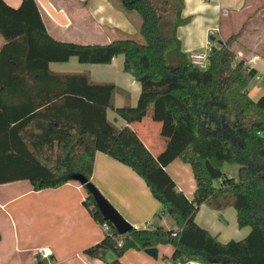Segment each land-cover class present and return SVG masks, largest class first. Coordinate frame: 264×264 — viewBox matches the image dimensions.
Here are the masks:
<instances>
[{
    "label": "trees",
    "instance_id": "16d2710c",
    "mask_svg": "<svg viewBox=\"0 0 264 264\" xmlns=\"http://www.w3.org/2000/svg\"><path fill=\"white\" fill-rule=\"evenodd\" d=\"M114 2L127 13L138 14L142 41L127 37L108 44L61 42L49 34L36 0H21L19 7L0 0V35L5 40L0 50V185L29 180L40 191L70 182L75 173L91 181L88 165L76 169L72 164L70 145L62 147L64 172L33 153L22 131L34 120L74 127L72 141L90 132L100 135L95 141L106 142L105 138L122 133L108 119V110L132 124L164 101L194 119L193 135L178 155L192 168L193 200L180 209L168 197L162 198L160 216L168 212L176 229L149 225L120 235L87 191L85 207L109 230L85 254L99 257L111 250L117 258L108 264H123L129 250L169 247L177 260L264 264V95L257 101L250 96V83L258 73L245 59L237 60L233 44L238 35L216 43L208 52V67L199 69L178 37V29L189 22L182 15L184 0ZM210 41L218 40L212 35ZM120 55L124 71L141 85L136 106L130 92L115 83L93 81L87 71L57 73L50 68L51 63L73 57L81 64H110ZM118 94L125 99L122 107L115 106ZM82 158L86 159L84 154ZM226 165L244 169L240 176H232ZM202 205L217 211L234 208L239 227H249L250 234L240 241L220 242L196 222Z\"/></svg>",
    "mask_w": 264,
    "mask_h": 264
},
{
    "label": "crops",
    "instance_id": "0c3cea01",
    "mask_svg": "<svg viewBox=\"0 0 264 264\" xmlns=\"http://www.w3.org/2000/svg\"><path fill=\"white\" fill-rule=\"evenodd\" d=\"M5 1L13 7L21 4V0ZM36 1L49 34L61 42L108 44L113 40L100 42L107 37L105 35L132 31L128 13L114 0ZM182 15L189 19L178 29L185 53L204 52L209 45L238 35L233 44V49L241 54L238 61L245 59L246 64L257 71L263 78L256 81L258 84L264 81V32H261L264 0H184ZM212 34L217 42L210 41ZM4 44L0 35V50ZM50 68L57 73L87 71L93 81L115 83L130 92L133 106L137 105L141 94L140 83L124 71L123 55L110 64H81L73 57L68 62L51 63ZM257 91L258 87L249 91L252 99ZM263 95L264 92L257 100ZM124 104V97L116 95L115 106ZM162 104L169 106L166 102ZM167 112L159 111L162 116ZM151 115L152 111L147 110L134 123L128 124L115 111L108 110V119L122 133L105 138L106 142L95 141L100 135H90V132H82L72 141L74 127L52 126L41 120H34L27 126L22 137L42 162L62 172L66 171L62 147L70 145L76 169L82 164L88 165L91 181L129 223L143 229L155 225L163 197H168L181 209L193 200L196 190L191 166L178 157L193 135L194 119L180 114L187 119V126L175 130L166 125L169 117L162 119L158 114L150 118ZM143 118L146 119L141 122L145 124L139 122ZM174 142H177L174 154L163 148ZM83 154L86 159L82 158ZM224 169L232 176L238 174L236 167L226 165ZM87 198V190L77 181L40 191L35 190L29 180L0 185V264H108L115 260L117 255L111 250L102 252L99 257L84 252L103 240L107 232L85 207ZM196 222L224 244L243 240L251 232L249 227H239L237 212L232 207L217 211L202 205ZM42 246L52 248V258L42 259L37 255L36 249ZM158 250V259L144 250H129L121 260L123 264H163L164 257L173 254L171 248L172 252L160 257Z\"/></svg>",
    "mask_w": 264,
    "mask_h": 264
},
{
    "label": "rangeland",
    "instance_id": "374dc122",
    "mask_svg": "<svg viewBox=\"0 0 264 264\" xmlns=\"http://www.w3.org/2000/svg\"><path fill=\"white\" fill-rule=\"evenodd\" d=\"M125 12V11H124ZM127 14V12H125ZM127 17L129 19V21L131 22L132 28H131V32H120L118 31L116 34H110V35H105L107 37H104L102 40L104 41H100V42H105L107 43L109 40L112 41L114 39H122V38H127V37H131V38H136L137 40L142 41V37L140 36V34H138V26L140 24V17L138 16V14L134 13V12H130L127 14ZM223 26H224V21H223ZM262 27V26H261ZM136 31V32H135ZM261 32H264V29H261ZM214 34V33H213ZM212 34V35H213ZM216 37V36H214ZM110 38V39H109ZM217 46V44H216ZM241 56L240 53L237 52V60L239 59V57ZM257 80L254 79L249 86L250 91L253 90L255 87H258V91L256 93H253V99L257 100L261 94H263L264 92V81L261 83H257ZM252 95V94H251ZM165 103V102H164ZM151 109V110H150ZM148 111H152V115L150 118H154L156 117L158 114L159 116H162L161 113H159V111H168L167 114L164 115V117H169L170 120L169 122L166 124L168 125V127H172L175 130H180L182 128H186L187 126V119L185 117L180 116V113L173 107L171 106H164L162 105V101L157 102L153 107H151ZM171 111V112H170ZM174 111V112H173ZM190 116V115H189ZM192 117V116H190ZM146 118H143V120H139V122L141 121H145ZM142 123V122H141ZM145 124V123H142ZM147 124V123H146ZM174 146V147H173ZM165 148V150L167 149V151L172 152L173 154L176 152L177 150V142L172 145V144H168V145H164L163 148ZM227 170V169H226ZM235 176H237V172L234 173ZM92 183H94L92 181ZM94 185H96L94 183ZM96 187L100 190V192L104 195V193L101 191V189L96 185ZM104 197L112 204L114 205L110 199H108L105 195ZM115 207V205H114ZM116 208V207H115ZM117 209V208H116ZM162 209V206L160 207V210L158 212V215L156 217V219L154 220V224L155 225H163L165 226V228H171V227H175V222L174 220L171 218V216L168 214V212H165L164 214H162L160 216V211ZM118 210V209H117ZM124 216V215H123ZM126 219V218H125ZM127 220V219H126ZM128 221V220H127ZM129 222V221H128ZM172 252L171 248H162L160 249V257H163V255H165L166 253Z\"/></svg>",
    "mask_w": 264,
    "mask_h": 264
},
{
    "label": "water",
    "instance_id": "95a60500",
    "mask_svg": "<svg viewBox=\"0 0 264 264\" xmlns=\"http://www.w3.org/2000/svg\"><path fill=\"white\" fill-rule=\"evenodd\" d=\"M221 42V41H220ZM244 167L238 169V175H241ZM71 181H77L81 185L85 186L87 191L93 196L98 209L101 211L103 217L108 222L112 223L117 229L120 235L129 234L133 228H135L131 223H129L118 210L104 197L100 190L89 181L88 178L82 173H75L69 176ZM145 253L154 259H158L159 250L158 248H148L145 249Z\"/></svg>",
    "mask_w": 264,
    "mask_h": 264
},
{
    "label": "built area",
    "instance_id": "2783aa9c",
    "mask_svg": "<svg viewBox=\"0 0 264 264\" xmlns=\"http://www.w3.org/2000/svg\"><path fill=\"white\" fill-rule=\"evenodd\" d=\"M216 44H211L207 47V50L204 52H192L190 53V60L194 67L199 69H206L208 67V52L211 51L212 47ZM257 81L263 80L260 75H257L255 78ZM106 231L109 230L107 225L104 226ZM36 253L42 259H50L53 256V250L49 246H42L36 249ZM52 264V263H49ZM163 264H214V263H205L198 259L193 260H177L173 257V254L164 257Z\"/></svg>",
    "mask_w": 264,
    "mask_h": 264
}]
</instances>
